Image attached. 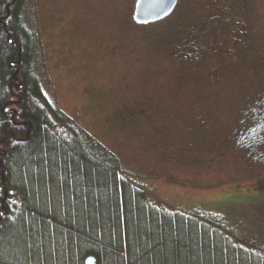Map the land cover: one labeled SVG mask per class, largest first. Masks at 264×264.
<instances>
[{
  "label": "rangeland",
  "instance_id": "obj_1",
  "mask_svg": "<svg viewBox=\"0 0 264 264\" xmlns=\"http://www.w3.org/2000/svg\"><path fill=\"white\" fill-rule=\"evenodd\" d=\"M179 2L139 25L135 0H34L43 87L116 152L151 200L225 210L239 229L254 228V204L264 205V135L240 146L235 137L263 108L264 0ZM215 24L222 32L212 58ZM191 42L207 46L187 57Z\"/></svg>",
  "mask_w": 264,
  "mask_h": 264
},
{
  "label": "trees",
  "instance_id": "obj_2",
  "mask_svg": "<svg viewBox=\"0 0 264 264\" xmlns=\"http://www.w3.org/2000/svg\"><path fill=\"white\" fill-rule=\"evenodd\" d=\"M34 5L0 0V264H264V205L239 229L225 210L151 200L45 92ZM261 106L244 144L264 135Z\"/></svg>",
  "mask_w": 264,
  "mask_h": 264
},
{
  "label": "water",
  "instance_id": "obj_3",
  "mask_svg": "<svg viewBox=\"0 0 264 264\" xmlns=\"http://www.w3.org/2000/svg\"><path fill=\"white\" fill-rule=\"evenodd\" d=\"M178 0H136L133 18L140 23L155 21L169 15Z\"/></svg>",
  "mask_w": 264,
  "mask_h": 264
},
{
  "label": "flooded vegetation",
  "instance_id": "obj_4",
  "mask_svg": "<svg viewBox=\"0 0 264 264\" xmlns=\"http://www.w3.org/2000/svg\"><path fill=\"white\" fill-rule=\"evenodd\" d=\"M180 0H178V2H177V4H176V6H175V8L173 9V11L177 8V6H178V3H180L179 2ZM135 2H136V0H135ZM134 8H135V5H134ZM172 11V12H173ZM133 12H134V10H133ZM171 12V13H172ZM170 13V14H171ZM169 14V15H170ZM169 15H167V16H169ZM167 16H165V17H167ZM164 17V18H165ZM164 18H161V19H158V20H155V21H151V22H147V23H140V22H137V21H135L137 24H139V25H149V24H152V23H156V22H159L160 20H162V19H164ZM134 19V18H133ZM220 25H216L215 24V26H212L211 27V32L213 33V40H212V42H210L209 43V45H208V49H210L209 51H212L210 54H211V57L212 58H216V56H214V54H215V52H214V50H215V48H217L219 45H220V42H221V40H220V35H221V32L222 31H220ZM239 30H243V27H241V26H239L238 28H237V30H236V33H235V41H234V43L236 44L235 45V48H236V46H237V44L239 43V41H240V39H241V36H242V33H241V31H239ZM192 48H194V52L193 51H191V53H188V54H184L185 56H187V57H196L197 55H198V53H199V51L201 50V45L202 46H205L204 44H199V43H196V42H191L190 44H189ZM207 46V45H206ZM179 48H181V47H179ZM192 53H194V54H192ZM175 55V54H174ZM176 55H178L177 53H176ZM210 57V58H211ZM211 68H217V65H213V66H211ZM211 68H209V69H211ZM261 99H262V105H264V92L262 93L261 92ZM260 100H257L256 102H259ZM247 128L245 127V128H240L239 129V133L237 134V136L235 137V143H236V145L237 146H240V144L242 143V141L244 140V132H245V130H246ZM233 130H238V127L237 126H235L234 128H233Z\"/></svg>",
  "mask_w": 264,
  "mask_h": 264
}]
</instances>
